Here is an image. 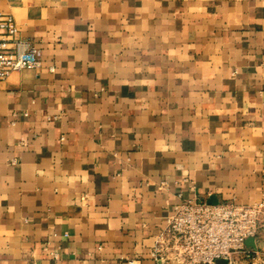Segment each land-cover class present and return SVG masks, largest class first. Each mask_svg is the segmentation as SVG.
I'll return each instance as SVG.
<instances>
[{
  "label": "crops",
  "instance_id": "0c3cea01",
  "mask_svg": "<svg viewBox=\"0 0 264 264\" xmlns=\"http://www.w3.org/2000/svg\"><path fill=\"white\" fill-rule=\"evenodd\" d=\"M0 12L42 52L0 88V264H159L182 199L264 200V0Z\"/></svg>",
  "mask_w": 264,
  "mask_h": 264
},
{
  "label": "built area",
  "instance_id": "2783aa9c",
  "mask_svg": "<svg viewBox=\"0 0 264 264\" xmlns=\"http://www.w3.org/2000/svg\"><path fill=\"white\" fill-rule=\"evenodd\" d=\"M41 53L31 39L19 34L15 17L0 12V88L12 72L39 66ZM263 216L264 200L245 204L209 202L198 196L182 199L151 256L159 264H217L219 259L227 264H264V247L248 244L261 234Z\"/></svg>",
  "mask_w": 264,
  "mask_h": 264
},
{
  "label": "water",
  "instance_id": "95a60500",
  "mask_svg": "<svg viewBox=\"0 0 264 264\" xmlns=\"http://www.w3.org/2000/svg\"><path fill=\"white\" fill-rule=\"evenodd\" d=\"M209 202H215V201H209ZM249 240H252V239H249ZM248 240V241H249ZM217 264H227V260H225V259H219L218 261H217Z\"/></svg>",
  "mask_w": 264,
  "mask_h": 264
}]
</instances>
